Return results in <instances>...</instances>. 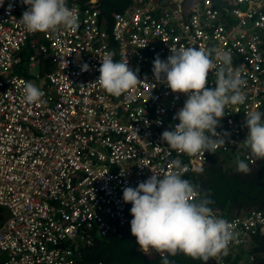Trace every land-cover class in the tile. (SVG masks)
<instances>
[{"label": "built area", "instance_id": "1", "mask_svg": "<svg viewBox=\"0 0 264 264\" xmlns=\"http://www.w3.org/2000/svg\"><path fill=\"white\" fill-rule=\"evenodd\" d=\"M217 1L193 0L186 14L181 0H131L107 17L99 0H67L77 29L30 34L19 22L26 10L22 0H4L0 264H104L84 260L83 249L120 236L133 218L132 205L122 199L125 187L135 188L153 172L162 177L178 171L193 183L194 170L212 157L226 170H236L237 157L249 167L256 164L239 145L248 132L246 113L264 112V0ZM180 47L211 52L214 60L217 53L229 52L246 81L245 103L225 109L219 121L216 132L225 145L215 154L188 156L161 140L179 123L174 116L187 97L154 79L153 60L157 55L166 60L170 49ZM107 54L115 61L127 59L140 80L119 97L95 83ZM85 63L88 71L81 70ZM214 73H209V87L215 85ZM26 83L42 91L40 101H24ZM198 197L196 188L193 198ZM216 214L228 222L235 240L227 255L210 258V264H256L264 206Z\"/></svg>", "mask_w": 264, "mask_h": 264}, {"label": "clouds", "instance_id": "2", "mask_svg": "<svg viewBox=\"0 0 264 264\" xmlns=\"http://www.w3.org/2000/svg\"><path fill=\"white\" fill-rule=\"evenodd\" d=\"M22 4L26 10L19 22L30 34L78 28L77 16L68 7L67 0H22ZM3 5L4 0H0V7ZM12 8L10 3L7 11L10 13ZM170 52L166 60L159 55L154 58L153 77L172 93L183 94L187 99L174 116L179 123L172 126L173 130H165L161 140L170 149L188 156L205 152L215 154L225 145V139L216 132L219 121L225 116V109L246 101L242 90L246 81L241 69L232 66L229 52L217 53L215 60L211 52L195 47H180L170 49ZM213 69L215 85L209 87L208 76ZM81 70L88 71L89 66L85 63ZM98 71L100 75L95 83L111 96L119 97L140 82L137 71L128 66L127 59L115 61L112 54L100 60ZM22 93L24 101L30 104L40 101L43 96L32 83H26ZM245 126L248 132L239 146L248 150L254 158L253 163L264 160V112H247ZM174 164L176 168L181 167L179 161ZM236 165L237 173L250 174L252 166L249 167V163L237 157ZM194 171L202 174L204 169L201 167ZM195 194L196 186L183 179L178 171L167 172L162 177L153 172L135 188L123 189V202L132 205L130 229L139 251L159 254L162 264H169L167 257L177 254L201 260L204 264L210 258L228 254L235 233L216 213H241L252 206L237 207L234 212V209L229 212L216 210L210 206L214 204L210 195L194 199Z\"/></svg>", "mask_w": 264, "mask_h": 264}, {"label": "trees", "instance_id": "3", "mask_svg": "<svg viewBox=\"0 0 264 264\" xmlns=\"http://www.w3.org/2000/svg\"><path fill=\"white\" fill-rule=\"evenodd\" d=\"M130 2L131 0H99V8L103 15L109 17L112 11L122 10ZM203 169V173L197 174L193 183L199 190V197L210 195L214 201L210 205L213 209L221 208L229 212L233 207L264 206V160H257L248 175L223 169L215 158ZM130 221L121 229L120 236L112 235L84 248L83 259L102 260L104 264H162V257L148 258L139 251L136 238L131 234ZM255 240L257 246L254 251L261 252L257 256V264H264V240ZM167 259L169 264H204L201 260H194L183 254L169 256Z\"/></svg>", "mask_w": 264, "mask_h": 264}, {"label": "water", "instance_id": "4", "mask_svg": "<svg viewBox=\"0 0 264 264\" xmlns=\"http://www.w3.org/2000/svg\"><path fill=\"white\" fill-rule=\"evenodd\" d=\"M165 1H166V0H161V3L165 2ZM192 1H193V0H184V8H185V13H186V14H187L186 7H187V5H189ZM209 163H210V161H208V162L206 163L205 167L209 166ZM216 210H221V209H218V208H217ZM142 254H143L145 257L151 258V257L149 256V254H145V253H143V252H142ZM210 261H211V260L209 259L208 262H210Z\"/></svg>", "mask_w": 264, "mask_h": 264}, {"label": "crops", "instance_id": "5", "mask_svg": "<svg viewBox=\"0 0 264 264\" xmlns=\"http://www.w3.org/2000/svg\"><path fill=\"white\" fill-rule=\"evenodd\" d=\"M204 168H205V167H204ZM194 180H195V178H194ZM235 208H237V207H233V208H232V209H234L233 212L237 210V209H235ZM149 256H150L151 258H153V257L156 256V255H154V254H153V255H152V254H149Z\"/></svg>", "mask_w": 264, "mask_h": 264}, {"label": "flooded vegetation", "instance_id": "6", "mask_svg": "<svg viewBox=\"0 0 264 264\" xmlns=\"http://www.w3.org/2000/svg\"><path fill=\"white\" fill-rule=\"evenodd\" d=\"M253 167V166H252Z\"/></svg>", "mask_w": 264, "mask_h": 264}]
</instances>
